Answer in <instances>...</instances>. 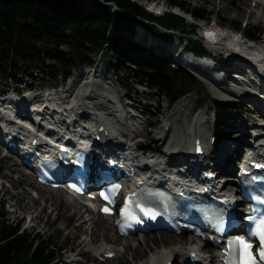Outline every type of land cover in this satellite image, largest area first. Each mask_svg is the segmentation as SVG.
I'll return each mask as SVG.
<instances>
[{
    "label": "trees",
    "instance_id": "1",
    "mask_svg": "<svg viewBox=\"0 0 264 264\" xmlns=\"http://www.w3.org/2000/svg\"><path fill=\"white\" fill-rule=\"evenodd\" d=\"M86 1L92 7L80 0H0V82L16 80L19 75L36 81V72L57 85L80 67L94 64L101 55L138 69L173 104L197 89L205 91L193 74L173 70L163 57L122 35L133 33L140 20H148L158 31L162 28L183 36L191 51L205 55L207 49L194 37L196 25L189 30L187 19L172 12L154 17L133 0ZM172 2L198 20L211 17L205 8L182 0ZM234 27L242 29L241 22H234ZM245 31L254 39L264 35L259 25H250ZM218 109L224 116L230 111L221 105ZM3 207L4 204L0 209V264H58L55 242L20 234L21 224H9Z\"/></svg>",
    "mask_w": 264,
    "mask_h": 264
},
{
    "label": "rangeland",
    "instance_id": "2",
    "mask_svg": "<svg viewBox=\"0 0 264 264\" xmlns=\"http://www.w3.org/2000/svg\"><path fill=\"white\" fill-rule=\"evenodd\" d=\"M133 1L137 2L141 6H147L150 3L152 4L151 0ZM182 1L192 6L205 8L208 12L211 13L209 22L203 20H195L200 30L204 26H214L215 22H217L218 26L221 27L222 32L227 34H232L234 32V22H241L243 28H245L246 25H259L264 29V0L256 1L257 3H260L258 7L254 6V0ZM98 2L102 3L103 1L99 0ZM154 2L156 1L154 0ZM80 3L85 4L87 3V1L80 0ZM87 4L89 7H92L90 3ZM157 4L162 6V8L166 9L169 12H179V10L172 5L171 0H158ZM184 16L187 19L186 23L188 24V29L190 30L189 22L192 21V18L187 13ZM142 26H144L145 34L148 35V38L146 40L147 47L149 45L155 47L156 42L158 44H161L162 42L164 45L169 44L170 39L174 37L162 30H154V28H152L145 22H139L138 25L135 26V29L140 30V27ZM122 35H124V37L129 40L135 37V35L127 32L123 33ZM198 36L200 35L196 32V35L194 37L198 38ZM261 39L264 42V36L261 37ZM176 40L177 37H174L173 41L176 42ZM160 53H165L164 49ZM171 68L175 71L178 70V68L174 65H171ZM96 71L99 74H97ZM90 72L91 74H101V76L107 78L109 77L115 84L117 89L120 91L122 96L125 97L123 100L124 103H134L133 100H135L137 96L142 98L143 105L148 109L146 114L142 116L141 121L145 122L147 120L149 124L148 126H146V128L143 129V133L139 136L138 141L143 144V148L147 149V152H151L154 150L155 153H158L159 155V152L162 151H165L167 153L170 152L166 147L164 148L162 145H157L155 139L157 130L162 128L164 117L166 119L168 118V116H172V122L173 125H175V128L178 130L183 129L185 134L188 135L187 121H191L193 119V114L198 113L199 111H203L205 115L204 117L206 118L207 122L202 127L197 124V133L204 139L209 140L212 134L216 135L213 127H211L210 124L213 121V114L219 113L218 105L225 106V108L231 111L226 116L221 114V121L223 122L224 117H226V120L229 121L230 119L245 116V109L243 105H238L237 103H224L216 99L214 93H212V90L198 79L196 73L192 74L198 81L203 84L205 91H200L197 89L192 94L186 97H182L175 104H173L171 101H169L168 97L162 96L160 95V93L159 95H157L159 90L156 86L153 89H150L149 87L150 85H153V81L151 79H148L147 77H144L143 73H141L136 68L130 67L128 64L122 65L115 60H108L103 57L94 61ZM76 75L77 71L74 73L72 79H74ZM17 79L25 80V78L22 76H18ZM140 82H143L145 85H138L137 83ZM28 84H30V82H28ZM53 85L54 83L52 84V82L45 79L37 81L33 85V88H37L36 90L41 89L42 91H45L46 89L54 87ZM19 87H21V85L12 86L10 80H7V82H0V90L9 89V91L12 92L13 89H18ZM148 99L151 100L147 101ZM245 103H249L251 107L254 108V105L251 102ZM138 106V109L143 111V106L142 108H140L141 105L138 104ZM127 108L132 112L131 107ZM259 115L261 116L263 114ZM259 115L256 116L255 114V117H258ZM187 116H189L188 119ZM227 125L228 123L223 126L224 132L226 131L225 128ZM219 138L220 137H218V139ZM222 138L226 139L227 137L224 136ZM156 146L158 148L157 151L155 150ZM166 160V156L160 157L161 162H165ZM0 179L7 183V185L0 188V200L1 202H5L4 212L8 213L6 221L9 224L15 225L17 223L16 218L19 217L21 220L20 224L22 225L20 234L39 236L45 241H54L55 247H53V249L55 248V252H59V249L63 248V256L65 252L83 253L84 256L82 259L87 260L89 264H94L92 261L95 259V255L92 252L88 251V242L92 238V246L97 247L101 245L104 239H106V242L112 243V245L116 246L115 258L112 260H107L101 264H137V262L143 261L144 259L148 258V255L152 248L162 247L164 243L161 239L160 233L164 235H171L169 237L173 240L176 236H179L176 234H169L164 232L152 233L149 234L153 235L152 241H148V243L144 244L145 246L143 247V244H140V241H138V238L140 236L121 239L116 236L114 229L110 231L113 220H110L108 222L104 219H100L99 227L94 233H92L91 229H89L91 223H88L86 226L80 227L79 225L81 219L78 216L80 214L78 212H74L75 209H73L71 205L66 203L64 205L61 204L62 200L64 201L62 196L65 198L62 191L49 190L48 192H44L43 194H41L43 199H36L37 201H35L33 199V190L35 189L36 185L33 177L27 175L20 166H18L14 161L7 160L1 153ZM18 180H21L22 182H18ZM222 180H226V178L223 177ZM230 188L228 189L232 190L231 186ZM33 205H35V208ZM13 206H15V208H13ZM15 209L18 210L17 213L13 212ZM27 214H30L31 217L32 215H39V217L35 219V221L37 222L30 223V217H26ZM96 215L99 216L98 214ZM83 217V219H87L88 215L84 214ZM32 224L35 225L31 226ZM107 229L109 231H107ZM103 232L108 233V236L106 238L104 237ZM180 236L181 244L191 238L190 236L186 235ZM173 240H167L165 245L171 247L175 246V242H172ZM179 244L180 242L178 243V245ZM57 248L59 249L57 250Z\"/></svg>",
    "mask_w": 264,
    "mask_h": 264
},
{
    "label": "bare ground",
    "instance_id": "3",
    "mask_svg": "<svg viewBox=\"0 0 264 264\" xmlns=\"http://www.w3.org/2000/svg\"><path fill=\"white\" fill-rule=\"evenodd\" d=\"M252 1V0H250ZM257 0H254V6L258 7L260 3L256 2ZM212 28H215L216 30H220V26H218V23L215 22L214 26ZM142 29H144V26H142ZM264 44V43H263ZM236 45L239 44H231L228 49L232 52L238 51V48ZM155 46H158L156 43ZM245 52L248 54V57L251 59L250 61L246 63H251L257 67L258 70L255 71V74H257L262 81H264V53L259 52L258 50H252V52H249L245 50ZM232 60L234 63H232V66L235 70L238 72L236 73H243L245 81H240L238 83L239 85H242L244 87H249L248 90H246L247 93L240 98V100H234V99H228V98H239L240 94L238 91L233 89H227L223 90L222 87L224 86V82L227 79H224L223 81L216 83L217 86L220 88L215 89L212 88V93H214L216 99L220 100L224 103H231V102H238L239 104L245 103L246 100H250L254 104V113H260L264 116V97L259 92H255L257 89L256 84L257 82L252 80L250 75L248 74L247 68L245 65H242L241 61H238L235 56H232ZM260 63L259 66L256 64ZM187 67H191L189 63H187ZM242 65V66H241ZM201 69L206 68V66L200 67ZM194 72H198L199 70L193 68ZM97 74H99L96 71ZM199 73V72H198ZM84 74V75H82ZM97 74H91L90 71H86L84 69L77 72V75L72 79V84L68 87V90L66 91L67 94L63 95L60 98H57L55 100L50 101L49 99L45 98L44 100H41L38 102V105L41 106L42 103L47 106H53L58 109L63 108V112L66 114L64 118H71L73 120V125L71 128L75 129V131H80L81 133H92V127H95V129H99L101 126L104 127L105 131L108 135H110L111 142L115 145H124L127 148L125 151L127 153H133V147L134 144H128L127 142L129 139L137 134L141 133L144 129V122L140 120L133 122V117L131 116V112L127 108V104L124 103V96L120 93V91L117 89L115 84L111 81V79L108 77H104ZM86 78V79H85ZM85 79V80H84ZM232 79H228L227 81H231ZM244 89V88H243ZM262 94H264V85L261 86ZM48 100V101H47ZM228 100V101H225ZM8 103L14 107H20V106H26L25 99H14L13 97H9L7 99ZM9 105V106H10ZM41 108H43L41 106ZM177 108V107H176ZM168 109V108H167ZM13 112L9 111L8 109H0V117L5 122V125L7 126L10 131L14 132V125L10 121V117H13ZM204 112L199 111L198 113L193 114V119L191 121H187V130L188 135L185 134L184 130H178L175 128V125H173L172 116H168V118L165 119L162 124V128L157 130L156 132V144L162 145L164 148L166 147L169 149V153L162 151L159 152L160 156H166L168 160V164L165 162H159V158L156 155L149 156L142 158V155L140 153V150L136 151L137 159L140 162L147 163L151 165L152 167L155 166L158 170H160L161 173H164L166 171V166L174 167L175 163H180L183 158L187 160L186 156H189L191 151V138L192 136H198L197 133V124L202 127L206 124L207 120L204 117ZM58 118L59 116H55ZM189 116H187V119ZM5 119V120H4ZM10 121V122H9ZM190 122V123H189ZM95 124V125H94ZM23 127H19L18 130L21 131L24 135H27L28 133H33L34 126H29L27 122H22ZM94 125V126H93ZM25 126L29 127L30 129H26ZM52 127H57L55 124H51ZM83 126V127H82ZM186 127V126H185ZM81 128H83L81 130ZM227 128V129H226ZM225 133H233L237 131V126H235L233 123H230V125L226 126ZM212 137V136H211ZM211 139V138H210ZM209 139V140H210ZM261 141L262 146H264V136L259 139ZM240 141L237 140L236 144L237 147L232 150L228 157H226L224 160L227 161L226 167L229 166V163L237 157L241 150ZM226 144V142H225ZM222 141L220 142V146L225 145ZM137 147H139V144H136ZM166 149V150H167ZM155 150L157 151L158 148L156 146ZM258 153L261 155L263 154V149H260ZM215 157L217 155L215 154ZM220 161V158H219ZM134 163V161H133ZM217 167H220V164L218 163V157L216 161ZM220 170L225 171L223 168H219ZM30 176V174H29ZM149 180L157 181L158 178L155 176V174L151 173ZM220 181V180H218ZM233 181L235 183L234 178H228L227 182ZM18 182H22L21 180H18ZM221 181L219 182V184ZM226 183V182H225ZM236 184V183H235ZM226 188H230L232 185H225ZM235 187V186H234ZM231 189V188H230ZM53 191V190H51ZM236 197V196H235ZM64 201L62 200V205L65 203L67 204L65 198L62 196ZM33 199L37 201L34 197ZM43 199L41 196L39 198ZM71 207L74 210V212H78L80 215V227L86 226L88 223H91L89 226V229H91L92 233L96 231V229L99 227L100 219H106L108 222L112 219L111 217H101L97 216L94 212L85 210V206L81 204L80 202L74 201L70 204ZM35 208V205H33ZM57 208V207H56ZM17 209H15V213H17ZM89 219H83L84 214H87ZM31 213V212H30ZM34 213V212H33ZM32 213V214H33ZM35 217V218H33ZM39 215L33 216L31 223L37 222L35 219H37ZM114 222L115 219H113L112 226L110 228V231L114 229ZM33 226L35 224H32ZM65 227V225H64ZM108 227V226H107ZM107 231H109L107 229ZM104 233V232H103ZM108 236V233H104V237L106 238ZM152 236V237H151ZM161 239L163 241L162 247H155L152 248L148 258L144 259L143 261L137 262V264H168L172 262L173 264H180V260L183 259L186 255H191L192 253H195L200 256L201 260L204 261H211L213 263H218L219 259L218 256H212L209 259L206 257L203 258L201 255V250L204 251H211L210 248H200L199 244L197 242H190L191 239H188L189 242H184L181 244V236H174L175 241L170 238L171 235H164L161 234ZM150 237V238H149ZM142 238V239H141ZM149 238V240H148ZM153 235H143L138 238V241H140V244H147L148 241H152ZM140 239V240H139ZM173 240L172 242H175V246H166L167 240ZM180 244L178 245V243ZM89 248L88 251L92 252L96 257L103 256L106 253L109 252H115V249L112 245V243L106 242V239L103 240L101 245L93 247V239L89 240L88 242ZM135 259V258H134Z\"/></svg>",
    "mask_w": 264,
    "mask_h": 264
},
{
    "label": "snow or ice",
    "instance_id": "4",
    "mask_svg": "<svg viewBox=\"0 0 264 264\" xmlns=\"http://www.w3.org/2000/svg\"><path fill=\"white\" fill-rule=\"evenodd\" d=\"M105 211H107V209H105ZM141 211H144L149 215H154L148 209H141ZM252 235L259 236L261 241L260 256L262 259H264V227H261L257 232L252 233ZM234 244L238 245L241 250L242 259L240 260L239 264H257L252 253L253 245L248 240L241 238L235 241Z\"/></svg>",
    "mask_w": 264,
    "mask_h": 264
}]
</instances>
